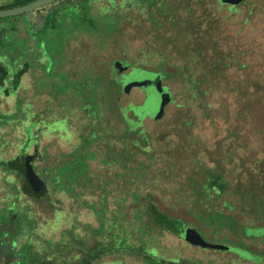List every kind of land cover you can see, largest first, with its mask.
<instances>
[{
    "label": "rangeland",
    "instance_id": "374dc122",
    "mask_svg": "<svg viewBox=\"0 0 264 264\" xmlns=\"http://www.w3.org/2000/svg\"><path fill=\"white\" fill-rule=\"evenodd\" d=\"M59 3L41 8L40 18H33L34 31L28 25L31 15L29 18L26 15V22L21 16L8 17L0 23L9 32V22L16 18L18 35L11 49L7 45L0 49V63L7 72L4 84H0V128L6 130L2 137L9 140L14 135L10 130L17 127L19 148L26 145L29 137L25 151L36 146L39 154L36 168L47 181L55 173L50 169L56 159L69 150L65 160L57 165L61 166V173L54 186L64 197V193L69 194L68 183L80 185L90 178L93 184L102 185L106 194L93 202L89 218L95 215L97 203H103L107 193L109 206L123 207L125 211V206L131 204L129 190L135 189V185L129 182V170L107 154L104 144L107 141L102 139L109 136L110 141L119 142L118 146L124 145L125 149L131 144L143 154L134 165L140 172L136 183L140 194L154 192L158 205L166 212L177 214L187 208L189 226L198 230L185 233L181 241L170 232L154 229L153 245L158 244L162 251L171 249L184 258H203L204 264H236L237 260L246 261L241 264H264V12L260 9L263 2L247 0L239 7L227 8V0H168L166 9L164 1L159 0L154 7H147L149 12L108 11L112 14L111 25L118 22L120 25L117 31L106 32L96 25L100 22H96L100 20L98 14L102 13L98 5L91 16L83 19L65 10L55 17L59 28L49 29V24L44 27L46 17ZM95 25L98 30L93 28ZM7 42L10 36L6 37ZM115 60L121 61H116L110 70ZM24 63L29 68L24 69L18 82L17 73ZM118 64L132 68L133 75L157 73L163 80L170 74L165 83L173 90L175 102H171V94L160 99L149 97L140 89L132 99L123 97L120 102L125 115L131 111L124 106L126 102L138 105L132 109L137 122L127 121L132 130L138 129L137 140L126 139V123L119 110L110 107L114 98L111 94L122 92ZM4 89H8L7 97ZM166 106L162 117V108ZM148 109L153 113V121L163 118L144 127L152 143L143 129V115ZM97 116L100 122L93 120ZM63 120L66 123L69 120L73 126L71 144L60 140L58 132L66 131V125L59 123ZM99 124L101 142L91 144L89 141L96 138L94 131ZM73 156L80 171L72 180ZM86 167L91 171L89 176L85 174ZM212 172L223 176L222 182L227 184L223 207L219 201L221 188H214L215 195H208L207 202L194 186V180H202L204 174L209 176ZM210 182L211 178L206 179L207 185ZM205 189L211 192L208 186ZM76 190H81L77 196L84 199L82 188ZM95 192L99 194L102 190ZM40 207L44 216L53 217L52 207L46 203ZM70 207L79 213L71 204ZM83 216L78 226L86 222ZM62 232L56 230L53 238L66 240L67 236L61 237ZM82 235L90 246H100L101 232L83 230ZM200 239L230 249H203L199 247ZM47 248L53 250V246ZM62 249L66 254L68 248ZM150 252L159 255L156 248ZM128 261L105 262L146 264L147 260L139 254Z\"/></svg>",
    "mask_w": 264,
    "mask_h": 264
},
{
    "label": "trees",
    "instance_id": "16d2710c",
    "mask_svg": "<svg viewBox=\"0 0 264 264\" xmlns=\"http://www.w3.org/2000/svg\"><path fill=\"white\" fill-rule=\"evenodd\" d=\"M34 1L36 0H13L12 2H9L6 4L2 2L0 3V11L24 6ZM158 1L159 0H64L63 2H60V3L57 2L59 3V6L55 7V10L51 13V15L46 17L44 27L47 24H49L50 26L49 29L51 28L53 30H56L57 28H59V23L57 20H55V17H58L60 13L64 12L65 10L67 12H72V14H75L76 17L83 19L88 16H91L92 11L98 5L99 9H102L101 10L102 13L101 14H98L99 12L97 13L100 20H96V22H99V21L100 22L99 24H96V25L102 29L101 31H104V32H106L108 29L117 31L115 29H118L119 26L117 25L118 24L120 25V22H118L117 25L115 24L111 25L110 17L112 16V14L108 13V11H111V12L117 11V12L122 13L126 10H130L132 12L133 10L136 9L139 11L146 10V12H149L150 10H148L147 7H154L155 3H157ZM162 1H164V6L166 7V9H169V6L167 4L168 0H162ZM40 11H41V8L38 9L33 14V16L31 14V17H32V19H30L31 23L29 22L28 25L30 26L31 30L33 29V31H34V25H35L34 20L36 18L37 19L40 18L38 17V14L40 13ZM21 16L26 22V19H25L26 14L18 15L16 16V18L18 19ZM119 17L123 18V16L121 15ZM115 18H117V16H115ZM95 26H93L94 29L97 28V26L96 27ZM2 32L3 30L0 27V35ZM9 44L10 43L8 42L5 43V36H0V49L1 50L5 49L4 48L5 45L9 47ZM28 68H29L28 63H24L23 69L17 73V80L21 78L24 69L27 70ZM5 69L6 67L0 63V70L3 76H5L7 73ZM169 75L170 74H168L167 78L164 80H167ZM19 81L20 80H18V82ZM169 89L172 93L173 90L170 87ZM111 96L114 97L115 99L114 98L111 99L112 102H111L110 107H112L113 109L115 108L119 110L121 114V118L127 125L124 136H126V139H129V140H134V139L137 140V133L139 132L138 129L132 130V126H130V124L127 121L137 122V120L134 118V115L136 114H134V111L132 109H136L138 105L131 106L133 104L131 101L126 102L124 106L128 105V108H130L131 111L128 112L129 113L128 115H125L126 113L122 112L120 109V106L122 107L120 102H122L123 100L122 92L120 91L117 93L114 92L111 94ZM173 101L175 102L176 100L174 99ZM171 102H172V98H171ZM129 103H130V106H129ZM93 106L95 107V104H93ZM143 116L145 117L146 113ZM69 120L67 123L65 120H63L62 122H59L61 120L58 121L59 123H62L61 125L63 126L66 125V131L63 133H60V132L58 133L60 134L59 137L62 142H70L71 144L74 140V132H73L74 129H73V126L69 123ZM93 120L100 122L99 116H97V118H94ZM159 121H155L154 123L159 122ZM91 125H92V120H91ZM98 126H99V129H98ZM98 126H97V130L94 131L96 138L93 139L92 141H89V143L91 144L97 143L98 140L99 142H101L100 138H102V134H101L102 132L100 130V124ZM144 127L145 125L143 124V129L145 131V134L147 135L146 138L147 140L149 139V141L152 143L150 133ZM106 135L108 136L110 134L106 132ZM108 137H103L102 139L103 141L104 140L107 141V143H104L106 145L107 154L111 156V158L114 160L116 164L122 165L121 166L122 168L124 169L126 168L127 170H129V173H128L130 174L129 182L130 184L135 185V189L129 190L130 196L132 197V202L131 204L125 206L126 208L125 211H127L125 212L123 207H120L117 209V208H114L108 205V203L110 202V196H109V193H107V196L105 197V201L103 203H100V201L99 203H97L95 215L92 218H89V215L92 213V210L94 207V205H92L93 202H96V199H98V197L100 199V196H102L103 194H106L103 186L100 184H96V185L93 184L90 178H86V180H84L80 185H77L74 183L73 184L68 183L69 185H67V187L69 188V194L64 193L65 195L64 197L63 196L53 197L54 201H56L59 205L58 210L61 211L56 214L54 227L51 228V232L48 233L49 235H46L44 237L37 236V239L40 240L41 244H44L46 246H53V248H51V250L52 249L53 250L50 252V254L52 255H49V256L53 257L55 260H51L47 263L48 264H58V259L60 257H68V256L78 257L79 256L80 264H102V263L108 264L110 262H105L106 260L108 261L116 260L117 262H123V261L129 262L128 259H131L133 261L136 259V257L139 254H142V255H145L146 257V260H147L146 264H204L203 258H200V257L197 258L195 256H192L190 258H184L178 252L172 253L171 249L162 251L161 247L158 246V244H154V245L152 244L151 238H154L152 236L153 231H155L154 229H159L162 231L170 232L173 236L180 239L181 241L183 240L182 235H184L185 233L187 232L198 233V230L189 226L188 222H190L191 220L186 219L188 216L187 208H184V210H182L180 213H177V214L166 212L158 205V199L154 192L146 193L144 195L140 194L139 188H138L139 186H136L137 176H139V174L137 175V173H140V172L135 170L136 167L134 165H135V161L139 160V158H141V156L143 155L142 151L139 150V148L134 147L131 144L128 145V149H125L124 145L122 146V148H120V145L118 146L119 142L115 141L117 143L116 144L114 141L112 140L110 141ZM29 143H30V138L28 139V141L26 142V145L24 146L27 147ZM64 153L65 154H63L62 157L56 159L57 164L55 163L54 165H52L51 169L49 167V169L51 170V173L55 172L52 177L50 175L51 179L50 177L49 179L47 178L49 180L48 181L49 188H50L49 191L53 195L62 194L56 191L54 182H56V179L59 177L58 174L61 173V166L59 167L57 165H60L63 162V158L65 160V156L69 154V150ZM91 154H92V157H96V154L94 152H91ZM76 161L77 159L74 158V156L70 160V163H73V166L71 167V171H70L71 173L70 178L72 180L75 177V174L79 173L80 171L78 170L77 166L75 167L74 165L76 164ZM84 171H85V174L89 176L90 174L89 172H91L90 169L86 167ZM24 175H25V168L19 165V179L20 177L24 178V182L23 180H21L22 178L19 180V193L22 192V193H30L33 195H40L41 193L46 194L48 192V189H47V192L45 193L39 192L33 185H31L29 180H26ZM63 176L66 178L65 175ZM206 176L207 175L204 174V179L202 180L198 179V181L194 180V186L196 190L200 191L201 194L204 195V197L206 198V201L208 202L209 201L208 195L210 196L215 195L213 189L216 187L221 188L220 190L221 194L219 196H222V198H219V201L221 200V206H222V204H224V202L227 200V198H225V193L227 192L226 190L227 184L226 182H222L223 176L215 172H212V175H209L207 177ZM117 178L119 179V177ZM208 178H211V182L207 185L206 179ZM153 179L155 178L153 177ZM154 181L157 182V179H155ZM55 185L57 186V184ZM207 186L211 190L210 193L205 189V187ZM114 187H116V184ZM76 188L78 189L82 188V191H84L83 195L85 196L84 199L81 198L82 196H80V198L77 196L81 194L80 193L81 190H76ZM95 189H100L102 190V192L99 194H96ZM67 195H70V196H67ZM127 199L125 200L127 201ZM219 201H218V206H219ZM201 203H203V201ZM70 204L72 205L74 209L77 208L79 213H74L73 212L74 210H72V208L70 207ZM215 209L216 211H219L217 208ZM202 210H204V213H205L204 207L202 208ZM82 214H84L83 217H85L87 220L86 222H83V223L80 222V225L78 226L77 224L79 223V218L80 216H82ZM64 220L66 221L64 222ZM63 222L66 223V226H65L66 228L64 231H68V232L70 231V232L69 234H67L65 232L60 231L63 233L62 234L63 236L61 237L67 236V239L64 241L62 240L61 242V240L53 238V236L56 233V230L61 229V226L64 225ZM61 223L63 224L61 225ZM83 230L84 231L91 230L92 232H94V234L101 232L102 241L100 243V246L99 244L98 246L96 245L90 246V244L88 243L87 237L82 235ZM49 238L51 240L50 242L48 241ZM62 247L68 248V251L66 254L62 252L63 250ZM199 247L202 248L201 246ZM154 248L158 250L159 255L154 256L153 253L150 252V250ZM43 249H45V247H43ZM203 249L224 251V250H229L230 247L224 246V249H217V248H203ZM204 256L205 255H203V257ZM241 261L242 263L246 262L243 260ZM241 261L237 260L236 264H241ZM262 263H264V258L262 260Z\"/></svg>",
    "mask_w": 264,
    "mask_h": 264
},
{
    "label": "flooded vegetation",
    "instance_id": "af4514ba",
    "mask_svg": "<svg viewBox=\"0 0 264 264\" xmlns=\"http://www.w3.org/2000/svg\"><path fill=\"white\" fill-rule=\"evenodd\" d=\"M260 1L263 2V4H260L261 12H264V0ZM245 3H247V0L239 3L237 7ZM231 5V3H228L225 7L230 8ZM16 20L17 19L14 18V21L9 22V32L4 31L5 28H7L6 25L1 26L0 24L3 30L0 36H5V42L6 37L10 36L9 49L12 48L11 46L14 43L13 39L15 41L18 40ZM1 21H3V19ZM1 21L0 23H3ZM116 61L121 60L113 61L110 70L113 68ZM0 78V84L3 85L5 76L2 74ZM163 84L166 85L164 79ZM120 87L124 98L128 97L132 99L133 95L138 93L137 89H130L127 94H124V88L122 86ZM4 94H6L5 97L9 95L8 89H4ZM143 95L141 93V96ZM173 100L174 94L172 95V102H174ZM131 106L134 105L132 104ZM166 108L167 106L165 107V112ZM16 128L10 130V133L13 131L14 135L9 140L2 137V135L6 133V130L2 129V127L0 128V264H48L47 262L55 259L49 256L50 248L48 249L46 245L41 244L37 236L44 237L51 232V228L54 227L56 214L57 212H61L58 210L59 205L54 201L53 197H62L63 195H53L49 191V182L42 177L36 168V162L39 159V154L35 151L36 146L33 148L28 147L29 150L27 152L25 151L26 147L24 145H22L24 148L22 146H20V148L18 147ZM28 139L29 138H27V141ZM27 156H34L31 165L39 178L46 183L48 189L46 194L41 193L40 195H33L30 193H19V180L22 178L20 177L19 179V165L25 168L24 177L28 180L26 177ZM45 170L46 168L43 172ZM21 180L24 182V178ZM43 203H46L47 206L54 209L52 218L43 215V208L40 207V204ZM65 221L66 220H64V222ZM65 226L66 223L61 226L60 231H64L66 228ZM43 247H45V249H43ZM58 264H80V257H60L58 259Z\"/></svg>",
    "mask_w": 264,
    "mask_h": 264
},
{
    "label": "water",
    "instance_id": "95a60500",
    "mask_svg": "<svg viewBox=\"0 0 264 264\" xmlns=\"http://www.w3.org/2000/svg\"><path fill=\"white\" fill-rule=\"evenodd\" d=\"M61 0H36L32 3H29L24 6L15 7L12 9H6L0 11V19L8 18L11 16H18L26 14L29 18L31 14L35 13L38 9L50 5L52 3L59 2ZM232 6H236L239 3L245 0H227ZM119 70V78L118 81L121 86L124 88L126 92L130 89H140L149 97H157L160 99H164L167 94H171V91L168 86L163 84L162 78H160V74L151 73L149 76L148 74H132V68L127 69L123 67L121 64H118L117 71ZM148 73V72H147ZM148 76V77H147ZM126 77V78H124ZM161 116L164 117L165 115V108H162ZM153 113H150L149 109L144 117L143 124H152L154 117L152 118ZM156 117V116H155ZM157 120V119H156ZM34 156H27L26 157V177L30 181L31 185H33L39 192H47V185L46 183L39 178V176L35 173L32 168L31 162ZM200 246L203 248H217V249H224V246H218L210 244L202 239L199 240Z\"/></svg>",
    "mask_w": 264,
    "mask_h": 264
}]
</instances>
